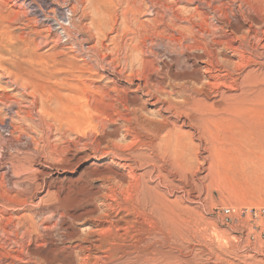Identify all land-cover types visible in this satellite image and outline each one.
<instances>
[{
    "label": "rangeland",
    "instance_id": "obj_1",
    "mask_svg": "<svg viewBox=\"0 0 264 264\" xmlns=\"http://www.w3.org/2000/svg\"><path fill=\"white\" fill-rule=\"evenodd\" d=\"M33 1L48 4L44 0ZM52 1L56 4L50 5L51 8L66 6L65 13L73 7L78 8L74 19L79 20L74 22L76 32L85 41L83 48L95 47V55L103 56L104 66H96L68 45L60 44L61 30L55 27L56 34H51L48 26L37 24L26 16L20 1L0 0V12L12 24L9 31L13 45L10 58L0 51V228H7L9 223L16 225L18 221L30 217L31 211L36 208L39 216L35 222L40 231L49 235L36 241L34 238L22 241L23 231H20L16 240L12 234L14 225H10L6 229L8 235L0 232V264H34L28 256L29 251L43 246L41 249L45 251L51 245L55 246L64 261L66 256L75 257L79 246L83 247L81 240L92 231L93 221L104 211L103 180L108 177L119 180L125 174L117 166L122 158L114 153L121 146L122 150L129 146L130 139L124 138L121 131V119L128 118L125 108L133 106L127 101L139 82L134 78L132 84H128L129 81L124 78L128 71H124L119 80L120 77L114 76L112 69L120 72L124 70V61L134 58L145 62L143 67L147 68H142L145 74L153 73L161 62L175 70L166 56H159L158 59L148 54V41L143 46L136 40L146 36L185 35L189 38L194 36L201 42L210 41L212 36H227L219 30L218 22L232 21L230 16L235 13L233 10H238V5L243 6L244 13H238L241 19L246 21L249 11L260 24L264 23V0H212L214 3L198 0L205 2L203 7L197 5V0H145L143 4L139 0ZM206 4L212 9H206ZM135 5L136 9L141 6V11L132 16L128 10L135 9ZM230 8L232 12H229ZM171 9L175 16L181 18L177 26H173L175 29H170L173 24L170 22L169 26L168 22ZM126 10L128 13H125ZM123 13L126 17L122 16ZM215 19H219L218 22ZM247 25L248 22L241 23L240 31H244ZM261 26L264 33V24ZM206 30H210V34L205 33ZM111 39H115V45ZM192 44L190 39L186 42V45ZM131 46H136L138 51L128 49ZM159 50L154 52L160 54ZM7 58L9 63L5 61ZM109 61L114 64H108ZM115 95L119 96V100ZM101 96L108 99L101 100ZM35 99L38 104L31 108ZM61 104H67L68 108L61 110ZM158 108L149 104L145 106L144 115L158 120L152 115ZM62 112H68V115ZM171 115L169 112L165 114L172 123L170 130L175 128L185 134L195 133L193 140L186 141L193 148H189V152L199 157L195 159V170L200 168V171H195L196 177L191 179L193 190L188 194L181 188L178 179H169L173 189L171 193L162 186L156 187V181L147 184L150 189L158 188H154L155 191L165 197L164 200L181 218L174 223L173 264H264V173L249 175L246 181L239 177L220 182L210 179L213 180L211 185L208 179L210 146L203 142L201 148L204 152L202 149L197 152L200 134L180 128L184 118L178 121ZM233 121L243 125L247 133L261 130V122L257 118H236ZM165 134L166 131L161 133ZM214 146L226 149L221 142ZM201 163L203 165L199 166ZM141 166L139 172L142 173L147 166ZM117 198L123 201L118 192ZM50 207L56 208V211L53 212ZM225 209L234 210V213L225 216ZM64 233L68 238H60ZM12 240L22 243V247L14 245ZM133 257L131 255L128 260L114 264H146L141 261L143 258ZM155 264H159L158 261Z\"/></svg>",
    "mask_w": 264,
    "mask_h": 264
},
{
    "label": "bare ground",
    "instance_id": "obj_2",
    "mask_svg": "<svg viewBox=\"0 0 264 264\" xmlns=\"http://www.w3.org/2000/svg\"><path fill=\"white\" fill-rule=\"evenodd\" d=\"M18 1H20L21 8L25 11L26 16H30L37 24L48 26V31L51 34H56L55 27L61 30L63 35H61V39L63 40L61 41L59 38L60 44L68 45L72 51L79 54V56H85L90 62L95 63L94 65L104 66L103 56L100 58L95 55V52H97L95 47L83 48L85 41L83 42V39L79 36L80 33L76 32V24L74 22L78 8L76 9L72 6L73 8L65 13L63 10H66V6L62 7L60 5V7L57 4L58 8H51L50 5L56 4L52 0H44V2H48L47 5L45 3L41 5L33 0ZM139 2L143 4L145 0H139ZM196 3L202 6L205 2L197 0ZM140 7L136 9L135 5V9L128 11L134 16L141 11V9L139 10ZM210 8L211 6H206V9ZM242 9L243 6L238 5V10H233L235 13L230 16L232 21L229 20L227 23L218 22L219 19H215L220 25V28L216 27L219 30H223L227 36H212L210 41L203 40L199 42L193 38L194 36L189 38L180 34V36L167 37L150 36L149 38L146 36L149 39L144 36L146 39L140 38L136 40L138 44L143 46H145V41H148L150 43L148 54L155 58L166 56L168 61L172 63L170 65L174 66V71L165 62H161L157 69L154 70L153 67V73L145 74L142 69L145 62L143 61V63L141 60L138 61L134 58H127L124 61V70H119L120 72H115L111 68L112 71H110L114 76L120 77L119 80L122 79L123 72L128 71V75L124 76L129 81L128 84L131 85L134 78H137L139 82L137 85L135 84L136 88L131 92L133 94L132 97L130 96L131 98L129 97L128 101L126 100L128 104L133 106L131 109L124 107L128 118L124 117L125 119H121V131L124 138L130 139L127 144L129 146L126 147L124 145L125 149L123 150L121 146L114 153V155L120 156V158L118 157L119 159L122 158L121 161L118 159L120 163L117 166L125 174H122L119 180L109 177L103 180L105 193L104 195L102 194L104 198V205L102 206L104 211L93 221L92 231L84 235L81 240L83 247L79 246V251L75 257L69 255L63 261L60 259L54 245L47 247L45 251L42 250L45 246L36 247L34 251L29 249L28 253V256L34 260V264H114L118 261L128 260L131 255H134L139 260L143 258L144 261H141L146 264H155L157 261L159 264H173L172 238L175 235H173L174 223H176L179 215L175 214L170 204L164 200L165 197L159 195V192H156L155 189L157 186H162L168 193H171L173 189L170 181L178 179L181 188L186 193L191 192L193 190L191 179L196 177V172L200 171V168L196 167L197 169L195 170V159L197 160L199 157L197 154L194 157L189 152V148H193L186 141V139L193 140L195 133L185 134L175 128L170 130L172 123L165 117L168 112L172 113L171 116L174 115L178 121L180 118H184L181 121L180 128H188L200 134V144L196 148L197 152L202 149L203 142L210 146L208 149L210 154L208 164L209 180L213 179L220 182L230 177H239L246 181L249 175L258 176L264 173V33L261 26L264 23L260 24L261 22L257 21L258 18L255 19L253 17L255 15L252 16L249 11L247 14L245 13L247 16H245L246 21L243 20L244 18L241 19L238 13H244ZM128 11L125 13H128ZM244 11H246L245 8ZM229 12H232V10ZM125 13L122 16L126 17ZM173 15L174 13L171 9V18L168 22L169 26L170 22L173 25L170 29H175L173 26L175 24L177 26L181 19ZM183 15L185 14L183 13ZM156 18H158L157 15ZM78 20L76 19L75 21ZM243 22H248V25L244 31H240L241 27L239 26ZM10 24L7 17L0 12V51L7 54L9 58L12 55L13 47L11 43L12 34L9 31ZM200 26L203 27L202 25ZM204 27L203 29H206ZM173 32L176 33L177 30H173ZM204 32L210 34V30ZM189 39L193 41L192 45H186ZM113 40L112 43L114 44ZM128 49H132L135 52L138 51L136 46H131ZM156 49H160V54L154 52ZM96 54H99V52ZM87 59L85 60L88 61ZM7 60L9 59H5L6 63H9ZM108 64L113 65L114 63L110 62ZM102 68L104 71V67ZM179 81L180 83H176ZM105 97L108 99L107 96H101V100H104ZM116 98L119 100V96ZM174 98L178 100L176 101ZM36 99L31 102V108L38 104ZM207 102L211 104L209 105ZM149 104L151 106H159L152 114L154 117H158V120L150 119L144 115L145 106ZM67 108V104H61V110H66ZM67 113L63 114L66 115ZM119 113L116 114L119 115ZM245 117L257 118L261 122V130L247 133L243 125L233 121L236 118ZM224 124H227V127H224ZM164 131H166V134L161 135ZM219 142L224 143L226 149H219V147L214 146ZM202 151L204 152L203 149ZM203 163L199 166H202ZM92 164L94 165V163ZM141 165L147 166L142 173L139 172ZM169 179L171 180L169 181ZM155 181L157 182L155 189H150L147 184ZM212 181L210 180V182ZM194 188H197V186ZM117 192L123 198L122 202L119 200L121 198H117ZM168 193L166 194L165 192L166 195ZM24 205H27V203H24ZM50 208L53 212L56 211V208ZM31 214L30 217L22 218L23 220L18 221L16 225L13 224L14 226L11 223L7 225V228L10 225L13 226L15 231L12 234L16 240L19 238L20 231H23L20 238L22 241L25 239L30 240L31 238L36 241L49 236L47 233L40 231L39 226L35 222L39 216L38 210L34 208ZM179 221H181V218H179ZM5 227L3 229L0 228V232L3 234L7 233V228ZM60 238L66 239L68 235L65 233L61 234ZM12 243L22 247V243L18 241L14 240Z\"/></svg>",
    "mask_w": 264,
    "mask_h": 264
},
{
    "label": "built area",
    "instance_id": "obj_3",
    "mask_svg": "<svg viewBox=\"0 0 264 264\" xmlns=\"http://www.w3.org/2000/svg\"><path fill=\"white\" fill-rule=\"evenodd\" d=\"M234 213V210H231V209H225L224 210V215L225 216H229V215H231V214H233Z\"/></svg>",
    "mask_w": 264,
    "mask_h": 264
}]
</instances>
